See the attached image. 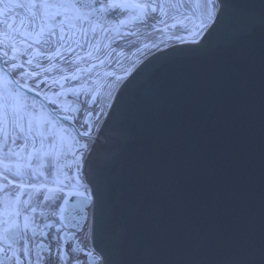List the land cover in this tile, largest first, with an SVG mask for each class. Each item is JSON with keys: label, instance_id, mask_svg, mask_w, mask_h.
<instances>
[{"label": "water", "instance_id": "95a60500", "mask_svg": "<svg viewBox=\"0 0 264 264\" xmlns=\"http://www.w3.org/2000/svg\"><path fill=\"white\" fill-rule=\"evenodd\" d=\"M220 3L202 44L150 58L117 97L89 163L104 264H264V0ZM91 203L66 201L71 226Z\"/></svg>", "mask_w": 264, "mask_h": 264}, {"label": "bare ground", "instance_id": "6f19581e", "mask_svg": "<svg viewBox=\"0 0 264 264\" xmlns=\"http://www.w3.org/2000/svg\"><path fill=\"white\" fill-rule=\"evenodd\" d=\"M129 2L151 3L152 0H129ZM95 3L96 0H94ZM155 4L157 6L155 13H152L151 9H149L145 21L141 22L142 24L127 25L130 27V30L127 29L128 31L124 33L119 30V33L121 32L122 34L118 38L105 36L109 33L110 29H105L103 34H100L98 31H91L90 28L83 25L84 20L78 26H75L78 29V36L76 38L68 34L62 20L54 21L49 29L37 30L36 23L39 17L36 11V14L33 15V9L25 6L17 7L15 3L12 4L10 9L5 8L4 5H0V15L2 17L7 15L6 18L13 25V29L16 30L17 26L18 28L21 27V30L23 29V36L20 39L11 38V42L13 41L15 44V48L12 50L4 47V42L0 41V47L2 46L5 52L8 53L6 60L12 62L10 63L11 65L8 64V67L11 68L5 67L4 70L6 72L18 70L20 77L28 78L34 82H46L49 85L59 83L61 80L69 77H79L81 78V81L77 85L79 90H82L85 86L90 91L102 85L104 91L100 94L95 102V106L92 108V112L98 115L96 122H99L97 132L99 133V129L107 117L106 112L109 111L111 104L114 102L120 85L142 62L143 58H141V54L145 51H150L147 54L148 56L173 45L198 44L203 33L196 39H193L192 34H187V37L184 38V35L180 32L191 18L188 13L191 12L192 15L196 13L198 15L202 14L205 18L211 16L210 19L213 20L219 8L218 3H215L214 7L212 5L205 6L204 0H155ZM17 8L21 9L16 10ZM117 10V13L122 11V9ZM3 22L5 20L0 17V24ZM172 25L176 26L172 27ZM54 29H58L59 38L57 34H52L53 32L51 31H54ZM46 34H49L48 37L45 36ZM27 35L29 37H25ZM13 56L16 57L15 60L12 59ZM14 65L15 67H13ZM0 83L2 84L0 86V104L3 103L9 93L18 102L15 117H11L10 111L9 116L6 117L3 109L0 108V132H3L2 130H7L8 132L16 129L23 130L27 127V124H24L23 121L28 117L32 122L36 120L35 116L46 120V114L41 115V110L36 100H34L33 94L28 98L25 96V93L21 95L17 90H12L6 78L0 77ZM72 91L75 92L74 89ZM82 92L80 91L81 95ZM103 108H105V113L103 112ZM62 120L63 118L58 115L55 121L61 122ZM70 125L72 126L71 122ZM28 127L32 126L28 125ZM65 127L69 126L65 125ZM48 128L49 126H46V129ZM39 129L41 131L39 138L34 139L31 137L35 135V132L30 135V138L28 137L31 142H36V140H38L37 144H48L50 140L51 142H56L50 135L43 134V126H39ZM10 140L18 144H24L27 138L23 137V135L22 137H17L15 134V137ZM94 142L95 137L86 136L81 141V144L85 148L82 147L81 149L86 152L87 146H91ZM3 143H7V140H4ZM89 152H86L85 155L88 156ZM61 157L64 159L72 158L70 154H62ZM83 192L89 194L90 191L87 188V190L83 189ZM91 212L90 207L87 212V229L85 228L81 234L83 239L82 243L81 241L79 243L80 246H83V243L87 241L88 247H92L91 241H89L90 231L88 229ZM88 253H91L90 248L88 249Z\"/></svg>", "mask_w": 264, "mask_h": 264}, {"label": "flooded vegetation", "instance_id": "af4514ba", "mask_svg": "<svg viewBox=\"0 0 264 264\" xmlns=\"http://www.w3.org/2000/svg\"><path fill=\"white\" fill-rule=\"evenodd\" d=\"M9 135L0 133V264H86L79 244L85 226L73 230L63 218L68 195L83 192L79 146L55 143L41 150L34 142L3 143ZM64 152L72 158H62ZM6 165L12 171L19 165L22 177L5 173ZM17 182L24 187L17 188Z\"/></svg>", "mask_w": 264, "mask_h": 264}, {"label": "rangeland", "instance_id": "374dc122", "mask_svg": "<svg viewBox=\"0 0 264 264\" xmlns=\"http://www.w3.org/2000/svg\"><path fill=\"white\" fill-rule=\"evenodd\" d=\"M2 2H4V6L5 8L10 9L12 7V4H22L27 8H30L28 5L30 3V0H0ZM146 1V0H144ZM38 2V0H37ZM49 3H61V4H72L71 1L69 0H48ZM109 3L108 0H96V4L92 5L89 9H87L85 12L84 16H81L80 13H78L74 7L71 6H66V7H62L59 9L56 8H49L48 9V14L47 15H43L39 10H34L37 12L38 17L37 18V23H36V29H49L51 28V25L53 24V22L55 21H63L65 24V29L67 30L68 34L72 35L74 38H76V36H78V29L75 28V26H78L80 23L83 22V25L90 28L91 31H98L100 32V34H103V31L105 29H110L109 33L106 34L105 36L110 37V38H118L121 36V32H125L128 31L127 29L130 30V27H128L127 25H134L135 24V20L136 21H145L146 16L143 14V17L140 18L139 14L141 11L138 9H135L134 11H131L130 9L128 11H124L122 10L121 12L117 13V9H112V10H105L104 9V14L103 17L96 22H89L87 19V13L91 10H93V8H96L98 5L102 6V5H107ZM7 9V10H8ZM21 9V8H20ZM32 9V8H30ZM29 9V10H30ZM19 10V9H18ZM149 12V11H148ZM56 13H61L60 15H57ZM191 16V20L189 19L187 25L183 26L182 30L180 31L182 35H184V38L187 37L188 35H191V30L194 29L196 27V25H200L201 22H203L204 27L209 26L211 24V19L210 18H205L201 15H198V13H196L195 15H192L191 12L188 13ZM7 15H4L3 17L0 15V17L2 19L5 20V22H3L2 24H0V41L4 42L3 46L6 47L8 50H12L13 48H15V44L12 41L11 42V38H21L23 29L21 30V27L14 30L13 29V25H11L10 21L6 18ZM123 20L124 23H120V21ZM142 24V23H141ZM18 25V24H17ZM188 29L189 31H184V29ZM56 30V31H55ZM121 30V32L119 34H117L116 32ZM197 31H199V35L201 33L200 29H196ZM55 34V32L58 34V29H54V31H51ZM52 33V34H53ZM97 34V33H96ZM49 34H46L45 36L48 37ZM109 35V36H108ZM198 35V36H199ZM60 36V34H59ZM193 36V35H192ZM198 36H193V37H198ZM25 37H29L28 35ZM150 51H145L143 54H141V58H145L147 56V54ZM5 50L3 49V47H0V56H1V63H3V67H7L8 69H10L11 67H8L10 63L12 62H8L6 60V57L4 56ZM7 61V62H6ZM11 65V64H10ZM9 72L12 74V77H14L15 83L18 84V82L24 85V88L26 90L29 91H34L35 93L39 94V96L50 106L51 110L54 112L55 115H59L63 118H71L74 120H80L83 118V115H85V111L84 109H86L87 107V112L90 110V105L89 103H87L85 100L84 101H80V102H74L73 100L69 99V97L67 96V98H64V94H66L67 92L71 91V89L75 90L76 93L78 92H82V99L88 97V95H90L91 93L94 92V90L96 88H100L97 89L95 91L97 92V96L99 97L100 94L104 91L103 90V86H97L96 88H93L92 90H88V88H86L85 86L82 88V90H79L77 88L78 83L81 81V78L79 77H69L67 79H63L61 80L59 83H55L53 85H49L46 82H38L35 81L36 84H34V81H31L28 78H24V77H20L18 75V70H9ZM0 77L2 78H6L8 84L12 85V83L10 82L9 78L10 77L6 71H4L1 66H0ZM73 83V84H72ZM33 85V86H30ZM0 86H2V84L0 83ZM16 88V87H15ZM77 90H76V89ZM18 88H16L17 90ZM19 90V89H18ZM24 94V93H21ZM29 98V97H28ZM37 105H39V108L41 110V115L46 114V120H44V118L40 117V119L43 120H36V121H44V122H48V126L50 127V129H52L53 127L55 129L61 130L62 128V132H68L69 131V127H65V124L59 122V121H55L56 119H54V115L50 114L49 110L46 107V104H44V102L40 101V100H36ZM62 102H65L67 105V109H65V111L60 107ZM64 103V104H65ZM78 105L81 107V112L79 117H75L72 114V111H70V105ZM103 108V112H104ZM70 112V113H69ZM83 113V114H82ZM36 119L38 118V116H35ZM31 126L33 127V130H38V125L36 124V122L31 123ZM61 127V128H59ZM83 127V125L81 124V126L79 127V130H81V128ZM46 130V127H43V130ZM64 129V130H63ZM68 129V130H67ZM44 130V131H45ZM46 135V134H45ZM38 136V135H37ZM34 139H36V137H33ZM39 138V137H37ZM44 142V140H43ZM51 142V141H50ZM29 144V143H28Z\"/></svg>", "mask_w": 264, "mask_h": 264}, {"label": "snow or ice", "instance_id": "6c2138e0", "mask_svg": "<svg viewBox=\"0 0 264 264\" xmlns=\"http://www.w3.org/2000/svg\"><path fill=\"white\" fill-rule=\"evenodd\" d=\"M205 2V6L207 5H212L213 7L215 6V3L217 2V0H204ZM17 7H24V5L22 4H17ZM30 8L34 9V10H39L43 15H47L48 14V9L49 8H62V7H66V6H71V7H76L75 4H61V3H49L48 0H30V3L28 5ZM102 8H104L105 10H112V9H122L124 11H128L129 9H138L141 11V13H143L145 16L148 15V10L151 9L152 13H155L157 11V6L155 4V0H152L151 3H135V2H129V0H109V3L107 5H102ZM35 11L33 13V15H35ZM57 15H60L61 13H56ZM209 18H211V16H209ZM162 22V21H160ZM120 23H124L123 20L120 21ZM176 25H172V27H175ZM204 27L203 22H201L200 25H196V27L194 29L191 30V33L193 36H198L199 35V31H197L196 29H200L202 30V28ZM184 31H189L188 29H184ZM4 56L7 57L8 53L5 52ZM13 60L16 59L15 56L12 57ZM7 62V61H6ZM15 67V65L13 66ZM17 103L15 101V98L9 93L8 96L4 99L3 103L0 104V108L3 109L4 115L6 117L9 116V111L11 112V117H15L16 115V111H17ZM11 173V175L13 177H22V173L19 171V165H16V170L12 171L11 166H5V173ZM4 180L9 183L12 184V181H9L8 179V175L5 174L4 175ZM17 188L20 187H24L23 183H19L17 182L15 185ZM62 191V190H61Z\"/></svg>", "mask_w": 264, "mask_h": 264}]
</instances>
